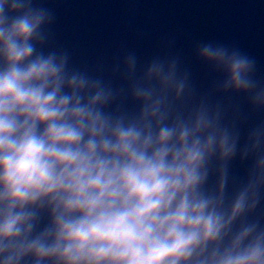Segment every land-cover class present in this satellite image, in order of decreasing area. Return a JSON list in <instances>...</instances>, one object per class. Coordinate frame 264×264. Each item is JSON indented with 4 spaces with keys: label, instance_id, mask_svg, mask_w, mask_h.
<instances>
[{
    "label": "clouds",
    "instance_id": "9594fccd",
    "mask_svg": "<svg viewBox=\"0 0 264 264\" xmlns=\"http://www.w3.org/2000/svg\"><path fill=\"white\" fill-rule=\"evenodd\" d=\"M55 20L0 0V264H264V119L242 130L264 113L256 58L197 42L205 91L168 51L106 78L49 47Z\"/></svg>",
    "mask_w": 264,
    "mask_h": 264
},
{
    "label": "water",
    "instance_id": "95a60500",
    "mask_svg": "<svg viewBox=\"0 0 264 264\" xmlns=\"http://www.w3.org/2000/svg\"><path fill=\"white\" fill-rule=\"evenodd\" d=\"M51 8L56 20L51 25L50 48L65 49L71 66L107 78L117 58L135 51L143 60L168 51L181 55L201 91L211 84L209 70L194 55L199 41L233 44L257 60V75L264 77V0H38ZM172 41L171 48L166 44ZM47 50V49H46ZM117 83L119 80L117 79ZM233 103L248 110L243 97ZM128 106L132 107L131 101ZM264 119L253 114L252 123ZM243 143V137L241 140ZM250 160L237 156L231 175L245 179ZM264 208V202H262Z\"/></svg>",
    "mask_w": 264,
    "mask_h": 264
}]
</instances>
